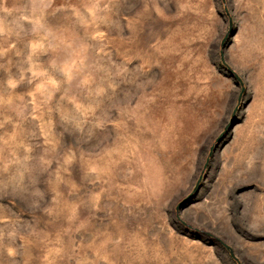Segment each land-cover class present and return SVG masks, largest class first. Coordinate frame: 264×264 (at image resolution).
I'll use <instances>...</instances> for the list:
<instances>
[{
    "label": "rangeland",
    "instance_id": "rangeland-1",
    "mask_svg": "<svg viewBox=\"0 0 264 264\" xmlns=\"http://www.w3.org/2000/svg\"><path fill=\"white\" fill-rule=\"evenodd\" d=\"M223 243L264 264V0H0V264Z\"/></svg>",
    "mask_w": 264,
    "mask_h": 264
},
{
    "label": "water",
    "instance_id": "water-1",
    "mask_svg": "<svg viewBox=\"0 0 264 264\" xmlns=\"http://www.w3.org/2000/svg\"><path fill=\"white\" fill-rule=\"evenodd\" d=\"M206 159H207V158H206ZM194 188H196V184H195ZM223 244H224L225 247L228 249L229 254H230V255L236 260L237 264H242V263L237 259L236 255L234 254V252H233V250L231 249V247H230L228 244H226V243H223Z\"/></svg>",
    "mask_w": 264,
    "mask_h": 264
},
{
    "label": "snow or ice",
    "instance_id": "snow-or-ice-1",
    "mask_svg": "<svg viewBox=\"0 0 264 264\" xmlns=\"http://www.w3.org/2000/svg\"><path fill=\"white\" fill-rule=\"evenodd\" d=\"M242 190H243V189H238V192H239V191H242ZM239 207H240L241 209L243 208V203H242V202L240 203Z\"/></svg>",
    "mask_w": 264,
    "mask_h": 264
}]
</instances>
